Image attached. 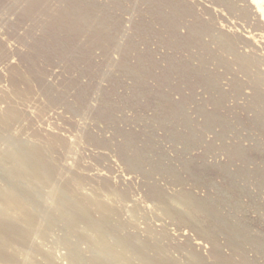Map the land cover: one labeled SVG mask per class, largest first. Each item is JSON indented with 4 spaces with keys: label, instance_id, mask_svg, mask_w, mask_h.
I'll list each match as a JSON object with an SVG mask.
<instances>
[{
    "label": "rangeland",
    "instance_id": "obj_1",
    "mask_svg": "<svg viewBox=\"0 0 264 264\" xmlns=\"http://www.w3.org/2000/svg\"><path fill=\"white\" fill-rule=\"evenodd\" d=\"M263 17L264 0H0V149L47 148L55 176L20 183L31 211L70 182L135 247L264 264Z\"/></svg>",
    "mask_w": 264,
    "mask_h": 264
},
{
    "label": "bare ground",
    "instance_id": "obj_2",
    "mask_svg": "<svg viewBox=\"0 0 264 264\" xmlns=\"http://www.w3.org/2000/svg\"><path fill=\"white\" fill-rule=\"evenodd\" d=\"M1 118L0 125L4 126L7 121ZM2 139L0 135V141ZM7 140L11 141L10 138ZM46 153L47 148L22 142H10L0 149V169L5 179L17 181L16 186L10 183L0 186V264H21L25 255H29L25 258L27 264H40L33 254H43L47 264H57L54 259L61 260V257L66 258L69 264H178L174 257L165 253L164 247L143 243L139 248L135 247V237H122L104 221L94 219L95 212L108 213L111 209L98 195L87 196L79 189H72L70 182L57 188L58 193L48 215L32 212V203L18 187L24 182L30 186L41 183L51 187L55 176L48 170L50 160ZM53 190L55 187L50 191ZM42 219L47 223L40 231L38 226ZM52 226L62 232L54 242V245H62L65 249L56 255L58 259L46 255L41 247ZM35 238L39 239V244L34 243ZM150 249L153 250L151 256L148 254ZM124 252L129 257H125ZM85 253L89 255L85 256ZM132 255L139 259L138 263L133 262Z\"/></svg>",
    "mask_w": 264,
    "mask_h": 264
}]
</instances>
